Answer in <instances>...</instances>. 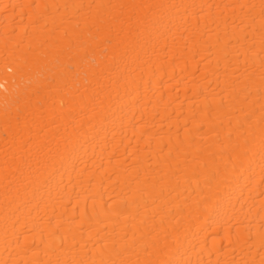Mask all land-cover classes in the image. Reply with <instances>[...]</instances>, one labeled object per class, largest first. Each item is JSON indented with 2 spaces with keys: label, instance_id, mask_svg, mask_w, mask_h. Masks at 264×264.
Masks as SVG:
<instances>
[{
  "label": "bare ground",
  "instance_id": "obj_1",
  "mask_svg": "<svg viewBox=\"0 0 264 264\" xmlns=\"http://www.w3.org/2000/svg\"><path fill=\"white\" fill-rule=\"evenodd\" d=\"M0 264H264V0H0Z\"/></svg>",
  "mask_w": 264,
  "mask_h": 264
}]
</instances>
